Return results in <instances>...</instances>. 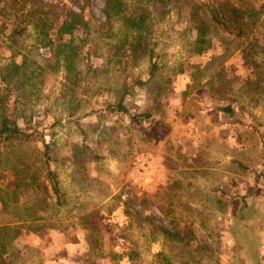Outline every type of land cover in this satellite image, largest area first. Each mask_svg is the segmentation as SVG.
<instances>
[{
  "label": "rangeland",
  "instance_id": "obj_1",
  "mask_svg": "<svg viewBox=\"0 0 264 264\" xmlns=\"http://www.w3.org/2000/svg\"><path fill=\"white\" fill-rule=\"evenodd\" d=\"M106 2H53L89 21L70 75L38 2L0 0V130L26 134L0 138V264H264V0H144L162 67L143 85L148 54L103 36ZM124 90L138 119L109 109Z\"/></svg>",
  "mask_w": 264,
  "mask_h": 264
},
{
  "label": "trees",
  "instance_id": "obj_2",
  "mask_svg": "<svg viewBox=\"0 0 264 264\" xmlns=\"http://www.w3.org/2000/svg\"><path fill=\"white\" fill-rule=\"evenodd\" d=\"M38 2L39 7L36 11L33 12L34 19H35V27L38 28L39 32V39L40 43L45 46H50L51 50L48 51L50 54L47 56V60L50 61V64L48 66H59L62 58L65 60V65L68 70V72L71 73L74 70V67L78 61V59L82 55V46L75 44V36L76 32L80 30H84L88 28V20L85 19L83 10L84 6H80L81 10L80 12L71 10L69 13H65L64 9L62 8V11H64V14L61 15L55 8L57 7L53 2L54 0L46 1V0H36ZM137 3H135V6L138 5L141 6L140 3H144V0H136ZM149 1V0H148ZM162 2L167 5L169 4L170 0H162ZM125 1L122 0H107L106 2V8L105 11V21H102V24H105V27L102 30L103 36H107L110 39H115V34H120V37L124 44L119 45V47H126L127 49L124 52H120L121 50H116L118 53H122V56H126V52L130 51V48L132 50L133 54H136L138 52L140 53H147L148 58L150 61V67L148 69L149 78L147 80H142V78H136V81L139 84H147V82L151 79H153L158 72L160 71L162 65L157 61L156 54V45L157 43H154L153 47H150L148 44V37L149 35V18H150V10L149 6L146 4V8L144 7L145 4H143L141 9L138 8H129L127 4H125ZM138 6V7H139ZM66 10V9H65ZM194 20L198 22V27L201 29V35L202 37L204 35V27L203 23H205L203 18H200V14L197 12H194ZM66 16V17H65ZM213 18L219 23L223 24L226 28H229V24L221 15V11H217L216 14L213 16ZM63 19V20H62ZM118 20L119 27L115 28L114 20ZM57 23V30L54 33V36L52 34V30H54L55 25ZM110 24V25H109ZM202 24V25H201ZM24 29H15L14 33L19 34ZM101 38L102 35L100 34ZM67 37V38H66ZM129 37H132V40H129ZM88 39V36L82 38L84 41ZM110 48H113L112 42L108 44ZM155 59V60H154ZM75 77L71 78L69 77V80L74 82ZM126 90V89H125ZM122 93V96L119 98L117 102L111 103L109 105L110 110H118L123 111L124 113L130 114L131 118L134 117V119H138L137 116H132L129 109L124 106V93ZM220 111L225 113L226 115L232 116L234 113V109L231 105L222 106L219 108ZM141 116H144L145 118H149L151 116V112L143 113ZM140 121V120H139ZM138 122V121H137ZM16 135H26L25 131L20 128L19 126H12L11 124H6L4 122V127L0 130V138H11ZM47 159V162H49V159ZM48 177H49V183L50 187L56 196L57 204L61 201V186H60V180L58 177V173L56 170L51 169L48 167ZM63 194V192H62ZM238 242V240H237ZM239 245V243H238Z\"/></svg>",
  "mask_w": 264,
  "mask_h": 264
},
{
  "label": "crops",
  "instance_id": "obj_3",
  "mask_svg": "<svg viewBox=\"0 0 264 264\" xmlns=\"http://www.w3.org/2000/svg\"><path fill=\"white\" fill-rule=\"evenodd\" d=\"M218 112H222V111H218Z\"/></svg>",
  "mask_w": 264,
  "mask_h": 264
}]
</instances>
